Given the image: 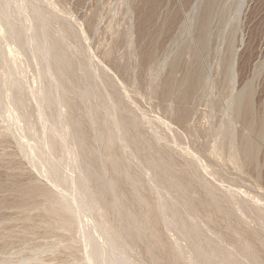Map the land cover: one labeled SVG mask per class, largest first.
<instances>
[{
	"label": "rangeland",
	"instance_id": "obj_1",
	"mask_svg": "<svg viewBox=\"0 0 264 264\" xmlns=\"http://www.w3.org/2000/svg\"><path fill=\"white\" fill-rule=\"evenodd\" d=\"M0 1L8 3L9 12L0 19V264H104V255L99 256L102 260L85 259L88 247L100 246L103 251L106 245L101 229H95L98 215L90 213L93 223L89 212L80 208V215L74 217L80 220L74 223L78 230L58 223L59 216L49 208L45 190L63 189L59 192L65 193L68 185L59 181L60 176L75 175L72 164L63 158V149L72 144L53 138L40 118V90L47 84L51 88V83L32 51V30L23 27H32L31 14L20 10L22 0ZM239 1L34 0L39 8L48 10L42 9L47 13L43 24L48 30L43 27L59 50L68 53L74 86L90 89L84 97L70 93L69 109L70 117L79 120L75 128L82 131L81 159L96 174L99 188L107 176L112 178L115 190L122 193L119 202L141 215L145 207L132 199L133 180L140 179L149 203L169 198L185 219H193L189 210L175 204L174 196L180 198L182 192L159 186L146 165L118 140L113 151L122 156L127 171L104 172L105 138L111 131L108 118L112 116L108 103L113 97L118 98L116 102L121 100V108L116 109L122 112L112 108L111 113L126 119V124L135 123L137 141L148 139L152 152L163 155L164 168L175 167L181 183L191 181L187 195L195 204L204 203L198 216L201 220H194L203 233L227 247L243 264H250L237 248L234 251L241 232L258 249L264 264V0H245L244 5ZM7 23L21 33L18 44L5 38ZM2 49L13 60L2 56ZM51 90V101L43 111L57 120L61 132L62 111L68 108L60 106L59 94ZM16 99H21L18 105ZM17 112L25 118L13 120ZM92 115L97 118L95 127L89 122ZM50 140L56 142V149L47 145ZM52 167L58 181L52 176ZM205 182L215 197L205 192ZM104 197L110 211L108 221L117 226L122 218L112 210V192H104ZM216 206L221 210H213ZM160 218L161 212L155 210V228L166 245L162 262L177 253L178 244V264H189L186 240L176 229L164 227ZM218 234L223 241L216 238ZM130 235L134 237V233ZM85 238H93L88 247ZM145 242L128 255L138 264H149Z\"/></svg>",
	"mask_w": 264,
	"mask_h": 264
},
{
	"label": "bare ground",
	"instance_id": "obj_2",
	"mask_svg": "<svg viewBox=\"0 0 264 264\" xmlns=\"http://www.w3.org/2000/svg\"><path fill=\"white\" fill-rule=\"evenodd\" d=\"M22 1L24 3L22 4V6H20V10L23 12L24 11L27 12V14L30 13L32 20H33L32 27L28 26V28H27V25L23 26L25 31H29V29L32 30V39L34 42V48L32 49V51H33L34 55L36 56L38 63L40 61L42 62V65H43L42 66V72H43L44 76L48 77L49 82L51 83V88L55 91V93L59 94L58 101L60 103V106L68 108V110L62 111V112H64L65 117L62 121V124H61V130L62 131L60 132L58 130V127L56 124L57 120L50 117L46 112L43 111V108H48L49 102L51 101L50 100V93H53V92H52L50 86H48V84L40 90L39 99L41 100V104H42V109L40 108V113H39L40 118H41V120H43L44 122H46L48 124L49 129L52 132L53 138L54 137L58 138V141H60L62 143L64 141L65 142H71L72 145L66 146V148L63 149V151H64L63 158L67 159L69 161L70 165L72 164L71 166H73L74 170H75V175L73 178H69L67 176H63V178L60 176V178H59L60 179L59 181L64 180V182L67 183V185H68L67 190L64 189L65 193L59 192L63 189H61L59 191L57 190L56 192L50 191L51 189L49 191L45 190L46 197H48L49 201L51 202V205L49 206V208H51V210L55 212V215L59 216L56 219L57 222L62 224L63 226H66L67 228L74 225V223H75V225H76V223L79 224V222H80V220L78 221L79 218L77 219V221H75V218H76V214L78 216L80 215L79 211H82L80 208H84L85 210H83V211L89 212V217H91L90 213L91 214L93 213L92 215L96 214V217L98 215V218H97L98 222L97 223H98L99 227H96V228L94 227V228L95 229H101L99 231H102L104 233V234L102 233V235H104V237H105V239H104L105 244L108 247L107 250H109L108 251L109 253H107V254L111 255V256H108L107 254H105V252H103L104 250L107 251L105 249L106 245L104 244L103 240H102L103 244L105 245V246L103 245L104 246L103 251H101L102 248L99 251L100 246H97V248L92 247L90 249V247H88V246H90L91 239L93 240V238H94V236H92L93 238H88V239L85 238V240H84L85 241L84 244L89 248V250L86 251V254L84 252L85 259H87L88 261H95L96 258L98 260L99 256L101 257L104 255L102 258L105 261L104 264H138L137 262H134L135 260L132 261V258L130 259L129 256H131V254H129V253H131L132 251H138L137 250L138 244L139 243L141 244V242L142 241L144 242V240H145L146 241L145 242V244H146L145 249H147V252L149 253V259H150L148 262L149 264H178V260L181 257L180 253H179V249H181V247L178 244H176V249H177L176 252L177 253H175L170 258V260L168 259L169 261H166V263H163L161 260V255L164 252L166 245H165L164 241L162 240V238L160 237L159 233L157 232V230L155 228V221L153 219V213L155 210H158L161 212L160 220H161L162 224L164 225V227H168V228L171 227L173 229H176V231L181 235V237L184 240H186V248H187V252L189 254V256H187L186 258H187L189 264H243V262L239 261L238 259H236L232 255V252L227 247H225V246L223 247L222 244L220 245L218 243L217 244L214 243V241L212 240L211 237H208L207 235L204 234L206 231L203 233L204 229L202 228L203 230H201L199 228V226H198L199 222H196L194 220H197V221L201 220V218L198 219L199 218L198 216H200L199 212L203 208L204 203L195 204L194 203L195 200H193L192 198H190L187 195L191 181H188V183H181L179 181L178 177L176 176V174L174 173V172H176V171H174L176 169L175 167H174L175 169L170 168V166H166V168H164V166L160 162L162 160L161 157L163 155L160 156V154L159 155L154 154L155 150H153L154 153L152 152L151 145H150V142L148 139H147V141H144L141 143L139 141H137V136L133 134L134 131L137 132L135 130V128H136L134 125L135 123L134 124L131 123V125H130V123L126 124V122H125L126 119L125 120L122 119L116 112H114V114L111 113L113 109L119 108L121 106V105L120 106L118 105L119 102L121 104V100L119 99L118 100L119 102H116L118 98H116V100H114L113 97H111V99L109 97L110 102L108 103V105L111 104L112 107H109L110 109L108 110V108H107L108 106H106V109L109 111L108 115L110 114L112 116L108 118V122L111 125L110 126L111 131L105 138L106 152H105L104 156H105L106 160H103L104 172L107 173L109 171V169L112 170L113 172H117L120 169L123 173H125L127 171V167L124 166L122 163V159H121L122 156L118 155L116 152L113 151V147L115 146L114 143L116 142V140H118L119 143H121L124 147H126L129 152L130 151L132 152L134 157H137L140 161H142L146 165V167L151 171L152 178L157 182V184L159 186L165 187L168 190V192H172L174 188H176L178 191L180 190L182 192L181 193L183 195L182 197L178 198V197L174 196L176 198L175 204L178 203L180 208L185 209V211L189 210L193 214V217H192L193 219H190L191 218L190 216L188 219H185L184 218L185 216L183 217L181 215V213L179 212L180 210L176 209L177 207L175 208V206H173L172 203L167 200L169 198L159 199L158 202L155 204L149 203L147 197L145 196L144 190H142L143 184L141 183L140 179L133 180L136 190L133 192L132 199L142 203L143 206L145 207V209L141 213V215H137V214L130 212V210L127 207H125L124 205H122L119 202V199L122 197V193L117 192L115 190L117 185L115 184V181L112 178H108V176H107V178L102 183V188H99V181H98L96 174L93 173L90 170V168L88 167V165L85 163V161H83L81 159L78 144L81 143L82 131L77 130L75 128V126L79 123V120L70 117V109H69L70 93H79L80 97H84L89 93L90 89H89V87L85 88V87H75L74 86V81H73V78L70 74L71 63H70L69 57L67 55L68 53L67 52L65 53L66 50L65 51H63V49L59 50V48L57 47V44H56L57 41L55 43L53 38H51V36H49L50 34L47 31L48 29L43 24L45 22L44 20L46 19V14H47L43 11L45 9L42 8L43 9L42 10L41 7L39 8L38 7L39 5L37 6L38 3L34 2V0H22ZM240 1H242L243 5L245 4V3H243V1H245V0H240ZM240 1H239V4H241ZM7 4H8L7 2L3 3L0 1V19L6 18L7 16H9V12L7 10V7H8ZM10 7H11V4H10ZM27 9H30V10H27ZM9 11H10V9H9ZM45 11H48V10H45ZM49 15H50V12H49ZM36 22H40V23L37 25ZM5 25L3 27V29L6 27L3 31L6 34L5 38L14 40L17 42V44L19 42H21V33L18 30H16L15 26L12 23H7ZM43 25L46 27L47 30L45 29V27H43ZM2 47H0V48H2ZM73 48H75V47H73ZM1 52H3L2 56L4 55L5 59L7 60V58H9V57H6L7 56L6 53H8V52H6L4 49H2ZM10 53H11V51H10ZM9 55H11V54H8V56ZM12 57H15V56L12 55ZM9 59L13 60V58H9ZM12 63H13V61H12ZM72 85L74 87H72ZM232 90H233V88H232ZM20 100L21 99H16L14 101V103L16 105H18L19 104L18 102ZM122 108L124 109V107H122ZM11 110H13V109H11ZM115 111L118 112L117 109ZM120 111L122 112V110H120ZM88 112H90V111H88ZM94 114H95V112H94ZM57 115H59V111L57 112ZM88 116H89V114H88ZM92 116H93L92 119H91V116H90V118L88 117L91 120V121L89 120V122L91 123V126L93 124V126L95 127L97 124V118H95L94 115H92ZM12 118L15 121H19V120L25 118V114H23L22 112H17V114L15 113V115H13ZM129 118H131V117H129ZM29 124H30V121H29ZM32 125H34V124L31 123V126L29 125L28 128L32 129L33 128ZM34 129H35V126H34ZM50 141L51 142L49 144L47 143V145H49L50 148L56 149V145H57L56 142H53V140H50ZM20 146L22 149H24L23 150V151H25L24 153L27 154L25 148L23 147L24 145L22 143H20ZM43 146H45V144ZM140 156H142L144 159L141 160ZM191 158H193V157H191ZM192 160H194V159H192ZM192 162H194V161H192ZM106 164H109V167ZM164 165H166V164L164 163ZM194 165H196V164H194ZM51 172H52L53 178L55 180H57V170L55 168H53ZM179 175H180V173H179ZM192 175H194V174H192ZM126 177L129 180H132L128 175H126ZM201 179H202V177H201ZM55 180H50V181L54 182L53 184L58 185L59 182H56ZM204 184H206V182L203 183V185ZM204 186L207 190V191L205 190V192L206 193L208 192L210 194V196L215 197L214 191L212 190V188L208 187L207 185H204ZM70 190L74 192L72 195L70 194V192H71ZM157 190L159 191L160 189H157ZM232 191H234V190H232ZM104 192H112V196H113L111 199L112 210L117 215H120L122 218V221L119 220L120 223L119 224L117 223L118 224L117 226H113L108 221V215H110V211L108 209V205L105 203L106 199L104 197ZM209 194H207V195H209ZM191 195H192V193H191ZM231 195H233V192ZM231 197H232L231 198V200H232L233 196H231ZM255 199H256V197H255ZM197 202H199V201H197ZM213 202H215V200ZM236 203H237V201H236ZM215 204H217V203H215ZM254 205H256V204H254ZM255 208H257V207H255ZM215 209L221 210V208H217V206L214 207L213 210H215ZM210 212H213V211H210ZM210 212H208V213H210ZM65 214H69V216L73 215V218L74 217L75 218L74 219L73 218H66V217H64ZM211 214H213V213H211ZM66 216H68V215H66ZM206 216L209 217L211 215L206 214ZM96 217H95V219H96ZM91 219H92V222L94 223L95 220H93L92 217H91ZM206 219H208V218H206ZM263 219H264V217H263ZM54 224L57 225V223H54ZM262 224L264 226V222ZM98 225H96V226H98ZM63 226L61 227L62 229H63ZM93 226H95V225H93ZM78 227L79 226H77L76 229ZM84 227H85V225H84ZM79 228H78V230H79ZM78 230H77V232H78ZM131 232H132V234L134 233L133 238L130 235ZM237 237L238 238L240 237L241 242L237 243L239 245L234 247V251L237 248V250L242 253L241 255H244L246 258H248V260L250 261L249 262L250 264H263L261 262L262 260L260 261V259H259V255L257 252L258 249L256 251L254 249L253 245L250 243L252 241H248L247 240L248 238L247 237L245 238L241 232H240V234L238 233ZM216 238H218L219 241H223V238L219 234L216 236ZM84 249H87V248L85 247ZM99 259H101V258H99ZM104 261H102V262H104ZM140 261H142V260H140ZM90 264H92V263L90 262Z\"/></svg>",
	"mask_w": 264,
	"mask_h": 264
}]
</instances>
